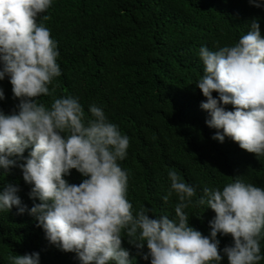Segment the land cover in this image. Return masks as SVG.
Wrapping results in <instances>:
<instances>
[{
  "label": "clouds",
  "instance_id": "obj_1",
  "mask_svg": "<svg viewBox=\"0 0 264 264\" xmlns=\"http://www.w3.org/2000/svg\"><path fill=\"white\" fill-rule=\"evenodd\" d=\"M53 2L0 0V81L7 77L18 99L10 113L0 110V170L8 174L19 168L31 186L29 199L39 201L29 207L18 195L19 187L9 183L0 189V212L15 207L18 215L27 213L49 244L75 253L79 264H135L123 240L150 264L264 260V188L236 176L222 190L205 187L197 197L196 188L171 170L162 199L178 198L175 217L155 215L146 206L134 211L127 198L129 173L120 166L129 137L100 106L90 105L86 117L78 97L55 98L50 105L38 102L41 95H52L49 85L61 75L57 42L39 22ZM249 4L264 9V0ZM198 55L203 75L195 85L206 98L200 105L208 114L205 124L217 130L212 139L222 143L227 137L264 156V35L258 19L236 43L217 50L201 46ZM4 99L0 88V101ZM73 169L83 177L78 185L65 178ZM193 204L215 213L208 235L189 224L185 209ZM218 233L230 236L232 244L220 248ZM10 261L41 264L39 252L16 254Z\"/></svg>",
  "mask_w": 264,
  "mask_h": 264
},
{
  "label": "trees",
  "instance_id": "obj_2",
  "mask_svg": "<svg viewBox=\"0 0 264 264\" xmlns=\"http://www.w3.org/2000/svg\"><path fill=\"white\" fill-rule=\"evenodd\" d=\"M253 19L264 35V9L249 0H54L39 22L57 42L61 75L49 85L52 95L37 100L50 105L55 98L78 97L86 117L90 105L100 106L129 137L120 166L129 173L127 198L134 211L146 206L155 215L175 217L178 198L162 199L170 188L171 170L196 188L197 197L205 187L222 190L236 176L264 188V156L227 137L222 143L212 139L217 130L205 124L208 114L200 105L206 98L195 85L203 75L199 48L217 50L236 43ZM0 88L5 93L0 110L7 114L18 99L7 77ZM225 108L232 110L231 105ZM65 178L77 185L83 179L74 169ZM9 183L19 187L18 195L29 207L39 203L29 199L31 186L19 168L8 174L0 170V189ZM185 211L189 224L208 235L215 213L195 204ZM217 239L220 248L232 244L228 235L218 233ZM122 246L136 257L135 264H150L126 240ZM261 250L264 254V240ZM32 252H39L41 264H79L75 253L49 244L27 213L18 215L15 207L0 212V264ZM221 264H228L226 257Z\"/></svg>",
  "mask_w": 264,
  "mask_h": 264
}]
</instances>
